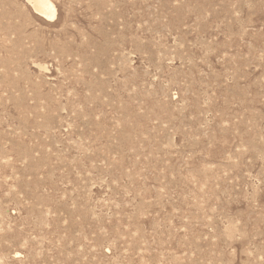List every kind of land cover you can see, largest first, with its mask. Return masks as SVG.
I'll use <instances>...</instances> for the list:
<instances>
[{
  "label": "rangeland",
  "instance_id": "1",
  "mask_svg": "<svg viewBox=\"0 0 264 264\" xmlns=\"http://www.w3.org/2000/svg\"><path fill=\"white\" fill-rule=\"evenodd\" d=\"M27 1L0 0V264H264V0Z\"/></svg>",
  "mask_w": 264,
  "mask_h": 264
},
{
  "label": "bare ground",
  "instance_id": "2",
  "mask_svg": "<svg viewBox=\"0 0 264 264\" xmlns=\"http://www.w3.org/2000/svg\"><path fill=\"white\" fill-rule=\"evenodd\" d=\"M33 9L35 10V13L38 14L42 19L47 21H53L57 17L58 10L56 5L53 3L52 0H28ZM27 1V2H28ZM28 2V3H29ZM104 4V3H103ZM107 5V4H106ZM33 10V11H34ZM29 22V21H28ZM5 24V23H4ZM13 41V40H12ZM20 63V62H19ZM43 65V64H42ZM44 66V65H43ZM42 67V66H41ZM45 67V66H44ZM39 68V66H38ZM39 71L40 68L38 69ZM44 70V69H42ZM43 72V71H42ZM41 76V75H40ZM188 89V88H187ZM187 91V90H186ZM58 97V96H57ZM120 123V122H119ZM121 125V124H120ZM1 227V226H0ZM178 262V260H177Z\"/></svg>",
  "mask_w": 264,
  "mask_h": 264
}]
</instances>
